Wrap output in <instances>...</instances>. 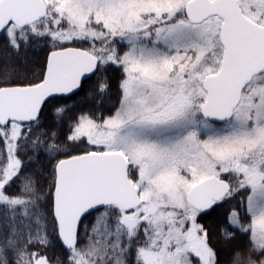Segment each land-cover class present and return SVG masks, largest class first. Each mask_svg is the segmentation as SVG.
<instances>
[{"label":"snow or ice","instance_id":"snow-or-ice-1","mask_svg":"<svg viewBox=\"0 0 264 264\" xmlns=\"http://www.w3.org/2000/svg\"><path fill=\"white\" fill-rule=\"evenodd\" d=\"M0 264H264V0H0Z\"/></svg>","mask_w":264,"mask_h":264}]
</instances>
